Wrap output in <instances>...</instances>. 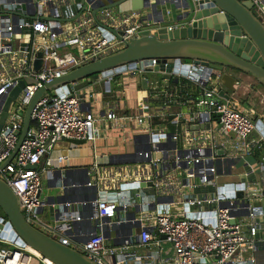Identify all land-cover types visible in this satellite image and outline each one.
<instances>
[{
  "label": "built area",
  "instance_id": "built-area-1",
  "mask_svg": "<svg viewBox=\"0 0 264 264\" xmlns=\"http://www.w3.org/2000/svg\"><path fill=\"white\" fill-rule=\"evenodd\" d=\"M252 1L264 24V0ZM162 4L166 6L165 0ZM97 16L100 22L77 0H0V112L13 89L28 81L0 130V178L17 195L25 219L97 264H261L264 92L256 94L254 108L240 110L233 103L234 92L230 99L220 95L217 71L206 85L201 72L202 80L195 81L201 90L191 99L185 83H170L191 79L194 65L179 60L171 79L147 78L157 109L139 98L137 109L123 114L82 111L91 93L56 87L54 95L45 94L36 103L32 124L7 163L20 139L24 113L47 82L124 49L134 38L176 26L166 24L170 9L149 17L143 10L105 8ZM39 53L43 64L36 70ZM157 65L156 59L141 60L105 79L124 72L138 76L148 67L157 72ZM171 106L185 110L172 112ZM108 125L112 134L132 143L139 161L102 164L95 159L69 181L55 174L53 162L64 160L52 157L57 143L84 140L96 151L100 130ZM247 157L259 163L256 181L242 179L250 173L237 168ZM45 176L69 195L60 205L61 214L51 213L50 223L40 216L47 205L42 197ZM224 176L238 180L220 182ZM0 242L16 247L0 246V264H48L30 247Z\"/></svg>",
  "mask_w": 264,
  "mask_h": 264
},
{
  "label": "water",
  "instance_id": "water-1",
  "mask_svg": "<svg viewBox=\"0 0 264 264\" xmlns=\"http://www.w3.org/2000/svg\"><path fill=\"white\" fill-rule=\"evenodd\" d=\"M81 3L83 10L90 8L97 22H100L98 13L105 8L152 9L156 16L163 12V9L157 11L158 5H163L162 0H120L117 2L114 0H81ZM167 3L175 4L177 9L182 10L180 15H176V26L173 29L162 27L156 33L134 38L127 43L124 49L75 68L66 75L47 82L39 89L24 113L20 139L7 163L17 153L32 124L33 109L45 94L54 95L56 92L53 89L60 86H65L67 92L86 90L107 75L121 73L127 68L134 67L141 60L156 59L158 65L154 69L161 73L164 79H171L170 72L177 70L179 60L190 61L194 66L189 77L194 81H200L202 72L205 75L204 85L207 84L211 72L217 71L223 84L220 95L226 99H230L229 92H235V86L247 78H252L262 85L264 92V24L255 15L252 0H165L166 5ZM154 15L151 14V16ZM41 57L42 54L39 53L35 63L36 70H39L43 64ZM151 70V67L147 68V71ZM183 73L186 74L187 71L183 69ZM26 83L28 81L22 80L13 89L3 106L0 112V130L12 103ZM105 84L106 89L109 90L110 81L108 79ZM142 87L147 89V79L142 80ZM89 93L93 95V92ZM93 102H95L93 96L86 102L89 110H92ZM64 140L74 144L86 143L84 140L77 139ZM119 156V163L140 160L134 152L123 153ZM55 174L65 179L62 169H56ZM48 182H51L50 178ZM54 186L61 187L64 194L56 198L47 197L45 203L52 207H59L66 200V192L61 185L55 184ZM239 196H243V193H239ZM0 209L3 214L0 215V229L2 230L0 239L17 246L30 247L53 264H97L85 253L63 244L27 222L19 208L17 195L1 178ZM54 212H57L58 216L61 214L59 210ZM234 222L233 219L232 223Z\"/></svg>",
  "mask_w": 264,
  "mask_h": 264
},
{
  "label": "crops",
  "instance_id": "crops-1",
  "mask_svg": "<svg viewBox=\"0 0 264 264\" xmlns=\"http://www.w3.org/2000/svg\"><path fill=\"white\" fill-rule=\"evenodd\" d=\"M78 3L81 2V0H77ZM115 2L120 0H114ZM160 9H170L171 16L170 19L166 22V24H176V15H180L182 13V10L177 9V6L172 3H167L166 6L158 5L157 11ZM143 12L146 15H149V17L154 15L152 9H143ZM156 16V15H154ZM149 73V75H147ZM163 79L162 74L158 72L151 71H145L144 73L137 76V104L139 98H146V101L153 107L157 109L158 103L149 97L148 89H144L142 87V81L143 79ZM107 79L102 78L100 81L96 82L95 84L88 87L86 90L80 91V93H88L93 92V99L95 102L98 100L97 91H101L103 93V99L104 102L102 104L101 111L97 114L98 116L107 109H114L119 114L123 113H133L136 109H130L129 107L125 109H121L120 107V101H115L112 97V93H115L112 83L116 81L119 83V81L116 80V77L110 81V89H106V82ZM181 80L186 81V90L190 94V98L193 99L198 94V92L201 90V86L198 85L195 81L183 78ZM118 85H121L119 83ZM100 87V89H99ZM236 91L234 92L235 97L233 98V103L235 106L238 107V109H249L255 107V101H256V94H258L259 91H262V85L257 83V81L253 80L252 78H247L246 80H243L240 84L236 85ZM258 90V91H257ZM106 92V93H105ZM232 93L231 91L229 92ZM92 94V93H91ZM88 99H85V101L82 103V111H89L86 102ZM108 104V105H107ZM169 111L175 112L178 110H185V108H180L177 106H171L168 109ZM93 112V110H91ZM94 113V112H93ZM95 114V113H94ZM110 125L108 127H102L100 130L99 138L96 142V151L94 150V147L91 143L86 142L84 144H74L70 143L69 141L62 140L59 143H57L54 146V149L52 151V157L58 158V157H64V160L60 163L59 161L53 162V167L56 169H62L64 170V177L66 181H69V177L73 175V173H80L84 174L86 172L87 168H90L93 164V162L96 160H99L102 164H114L118 163L120 161V156L123 153H132L134 151V147L132 146V143L129 141H122L121 137L117 134L110 131ZM96 154V156H95ZM254 158V157H253ZM256 161V158H254ZM250 163V162H249ZM256 167L251 164V167L249 169H245L243 167V162L241 164V171L243 172H249V178H242L246 181H256L260 178V167L258 161L255 162ZM70 168V169H69ZM72 169V170H71ZM68 172L66 175L65 173ZM46 177V176H45ZM49 184L55 185L56 182H49ZM66 198H69V195H66ZM50 212V211H49ZM259 263H264V248L258 253L257 255Z\"/></svg>",
  "mask_w": 264,
  "mask_h": 264
},
{
  "label": "rangeland",
  "instance_id": "rangeland-1",
  "mask_svg": "<svg viewBox=\"0 0 264 264\" xmlns=\"http://www.w3.org/2000/svg\"><path fill=\"white\" fill-rule=\"evenodd\" d=\"M187 63L190 64V61H186ZM149 75V73L147 74ZM116 80L121 83V85H118L116 81L112 83V87L115 91V93H112V97L115 101H120V108L125 109L129 107L130 109H136L137 107V90H138V85H137V76L132 75L128 72H124L122 74H119L116 77ZM100 89V87H99ZM98 95V100L97 102H93L92 104V110L95 114H98L101 109H102V104L104 102L103 99V93L101 91H97ZM242 110V109H240ZM243 162V167L245 169H249L251 167V164L256 167V161L253 157H247L242 160ZM242 162L238 165V169L241 171V164ZM250 162V163H249ZM237 177H220L219 181L220 182H233L237 181ZM64 194V190L59 187V186H54L52 184H49L47 177L44 178L43 181V190H42V197L43 199H46L47 197H57L60 195ZM61 207L56 206V207H49V205H46L45 212L43 214H40L41 219L44 221H47L48 223L51 222V213H53L56 210H60ZM50 211V212H49ZM0 215H3L1 210H0ZM0 246H6L11 249H15L16 247L13 245H8L5 243L0 242ZM36 264H41L39 261L36 262Z\"/></svg>",
  "mask_w": 264,
  "mask_h": 264
},
{
  "label": "trees",
  "instance_id": "trees-1",
  "mask_svg": "<svg viewBox=\"0 0 264 264\" xmlns=\"http://www.w3.org/2000/svg\"><path fill=\"white\" fill-rule=\"evenodd\" d=\"M172 85H174V86H179L181 83H186V81H177V80H171V82H170ZM187 91V90H186ZM185 91V92H186ZM187 94H188V96H190V94L188 93V91L186 92ZM1 210V209H0ZM2 212V211H1Z\"/></svg>",
  "mask_w": 264,
  "mask_h": 264
},
{
  "label": "bare ground",
  "instance_id": "bare-ground-1",
  "mask_svg": "<svg viewBox=\"0 0 264 264\" xmlns=\"http://www.w3.org/2000/svg\"><path fill=\"white\" fill-rule=\"evenodd\" d=\"M30 250H31L35 255H37V256H41L40 253H39L38 251H36V250H34V249H31V248H30ZM47 263H48V264H53V263L50 262V261H47Z\"/></svg>",
  "mask_w": 264,
  "mask_h": 264
}]
</instances>
